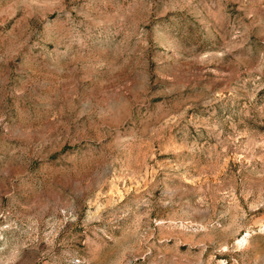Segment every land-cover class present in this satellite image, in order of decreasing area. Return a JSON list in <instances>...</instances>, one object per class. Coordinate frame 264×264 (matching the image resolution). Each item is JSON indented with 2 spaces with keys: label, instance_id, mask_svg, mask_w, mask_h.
Returning <instances> with one entry per match:
<instances>
[{
  "label": "rangeland",
  "instance_id": "374dc122",
  "mask_svg": "<svg viewBox=\"0 0 264 264\" xmlns=\"http://www.w3.org/2000/svg\"><path fill=\"white\" fill-rule=\"evenodd\" d=\"M0 264H264V0H0Z\"/></svg>",
  "mask_w": 264,
  "mask_h": 264
}]
</instances>
